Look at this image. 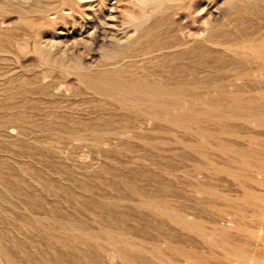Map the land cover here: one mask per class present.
I'll return each instance as SVG.
<instances>
[{"label": "rangeland", "instance_id": "374dc122", "mask_svg": "<svg viewBox=\"0 0 264 264\" xmlns=\"http://www.w3.org/2000/svg\"><path fill=\"white\" fill-rule=\"evenodd\" d=\"M0 264H264V0H0Z\"/></svg>", "mask_w": 264, "mask_h": 264}, {"label": "bare ground", "instance_id": "6f19581e", "mask_svg": "<svg viewBox=\"0 0 264 264\" xmlns=\"http://www.w3.org/2000/svg\"><path fill=\"white\" fill-rule=\"evenodd\" d=\"M152 51V50H151ZM149 53V52H148Z\"/></svg>", "mask_w": 264, "mask_h": 264}]
</instances>
